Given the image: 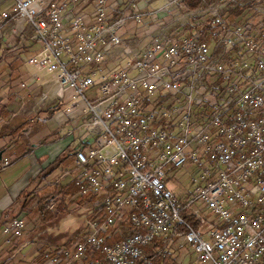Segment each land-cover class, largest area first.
Here are the masks:
<instances>
[{"label":"built area","instance_id":"1","mask_svg":"<svg viewBox=\"0 0 264 264\" xmlns=\"http://www.w3.org/2000/svg\"><path fill=\"white\" fill-rule=\"evenodd\" d=\"M87 2L0 0V34L12 28L20 40L28 25L39 49L22 59L71 92L67 114L76 100L84 112L73 183L76 204L88 201L87 225L71 246L45 250L44 264H152L175 241L196 264H264V36L247 24L215 30L226 52H238L226 59L198 34L153 39L97 76L92 66L143 15L120 11L117 0L86 11ZM172 169L189 170L184 199L169 187ZM25 229L16 217L2 233L18 239Z\"/></svg>","mask_w":264,"mask_h":264},{"label":"crops","instance_id":"2","mask_svg":"<svg viewBox=\"0 0 264 264\" xmlns=\"http://www.w3.org/2000/svg\"><path fill=\"white\" fill-rule=\"evenodd\" d=\"M93 2L88 0L83 6L84 10L90 11ZM117 2L120 11L128 12H132L133 7L143 11L148 5L145 0L136 3L130 0L126 6L123 0ZM143 13L149 16L148 12ZM125 28L130 26L127 24ZM38 49L39 44L35 42L29 52L13 58L11 64L17 66L14 72H20L14 76V81L5 84V94L1 92L0 96L2 99L4 97L2 104L12 100L6 107L12 111L11 115L7 119H0V160H9L6 168L0 165V264H44L43 258L39 257L42 251L59 249L70 239L79 236L81 231L70 234L73 236L71 238L64 229L56 227L66 214L52 222H43L39 215L41 199H60L64 194L67 197L75 191L74 175L70 170L75 167L74 150L81 137L80 124L84 112L80 100H76V110L66 113L68 119L72 120L71 127L78 128V131H74L75 136L67 135L69 128L64 129L62 122L55 121L56 117L48 110L52 107L50 105L58 102L62 104L61 108H68L71 92L58 90L53 75L22 59L21 56L29 57ZM29 112L44 114V117L29 121L23 116ZM69 133L73 134L71 131ZM12 142H17L15 148ZM4 149L8 153L7 157L2 153ZM21 152L26 153L15 157V153ZM76 207L73 206L72 213L82 209L81 205ZM30 213L36 214L34 221L40 225L38 228L33 230V226L30 228L26 225L23 235L18 239L4 236L2 230L6 223Z\"/></svg>","mask_w":264,"mask_h":264},{"label":"rangeland","instance_id":"3","mask_svg":"<svg viewBox=\"0 0 264 264\" xmlns=\"http://www.w3.org/2000/svg\"><path fill=\"white\" fill-rule=\"evenodd\" d=\"M138 1L133 0V3ZM129 2L130 0H123L125 6ZM145 2L148 3L146 9H144L145 11L139 10V12L141 14L148 12L149 16L147 14L146 16L143 15L140 23L134 20L129 21L128 26L130 28L122 30L120 46L116 47L106 56V59L99 68L92 66L90 71H95L97 76L107 77L113 71L121 69L129 60L138 58L149 47L151 40L197 34L204 27L220 30L221 28H233L236 25L247 24L251 26L252 34L260 31V34L264 36V0H145ZM242 9H245L243 16H239L234 21H231L232 18L229 17V14L233 10L240 11ZM12 35V28H3L0 34V96L1 92L5 94V89H7L5 84L8 81L9 74L14 77L20 72L18 69L17 73L14 70L12 72L9 70V65L13 62V58H19L21 54L29 52L32 44H35L33 31L28 25L24 28V33L20 40ZM211 43L210 48L215 58L226 59L234 57L238 53L235 50L233 52H226L218 43L217 36L211 38ZM126 50L131 53L126 55ZM11 66L14 69L17 67L13 63ZM86 97L90 98V93H86ZM2 100H4V97L3 99L0 97V102ZM50 106L52 107H49L48 110L56 117L55 121L57 123L62 122L64 129L69 128L67 135L75 136L74 131H78V128L71 127L72 120L68 119L66 108H61L62 104L58 102H54ZM23 116H25V119L31 121L37 117L43 119L44 114L40 115L39 113L29 112L24 113ZM70 131L73 134H70ZM2 153L5 157L8 156V153H5V149ZM74 168L70 172L73 171L72 173L75 176L76 168ZM188 171L186 169H172L169 172V175L173 177L169 182V187L181 199H184V196L191 190L187 177ZM76 198L77 190L75 188V191L65 198V204L67 206L70 204L68 209L71 210L73 206L76 207ZM86 202L83 201L81 203L82 209L78 210V212H70L63 216L56 227L64 229L69 235L82 230L87 225L88 219L86 216L87 210L83 207ZM35 215L30 213L28 216L23 217L26 225H29L30 228L33 226V230L40 226L35 224ZM125 234V228L116 230L118 239H121ZM75 239L74 237L70 240L73 241ZM165 250L167 264H196L195 254H192L191 249L187 245L179 248L175 241L170 246H167Z\"/></svg>","mask_w":264,"mask_h":264},{"label":"trees","instance_id":"4","mask_svg":"<svg viewBox=\"0 0 264 264\" xmlns=\"http://www.w3.org/2000/svg\"><path fill=\"white\" fill-rule=\"evenodd\" d=\"M244 10L245 9H242L240 11H236V10H233L232 13H230L229 17L232 18L231 21H234L235 18L239 17V16H243L244 14ZM114 16H118V13H115ZM199 36H200V39L201 40H204L206 42H211V38L214 36L215 37V28H207V27H204L203 30H201L200 32L197 33ZM192 35V34H191ZM212 35V37H211ZM12 64L9 65V70L12 72L14 70V68L11 66ZM15 77H13L11 74L9 75V78H8V81L7 83H11L12 81H14ZM12 100L10 99L8 101V104L11 103ZM7 103H4L2 104V102H0V119H7L12 111L10 110H7V106H8ZM3 106V107H2ZM2 107V108H1ZM24 132V129L21 130V133ZM50 139L49 138H46L44 141H48ZM16 143L17 142H12V145H14L13 147L15 148L16 147ZM30 149H27V151H29ZM26 152H21V153H15L16 156L15 157H19L20 155H23L25 154ZM65 198H66V195L64 194L62 196V198L60 199H56V204H55V207L52 209V210H46V208L44 207V205L48 202V198L46 199H41L40 201V207H39V215L40 217H42V221L43 222H52V221H55L57 220L60 215L62 214H68L71 212V210L68 209V206L67 204H65ZM85 204H88V201L85 203ZM78 205V204H77ZM194 225L196 226L197 223H194ZM76 239L73 240V241H68L65 245V247H69L71 246L75 241H77L79 239V236H76L75 237ZM160 247V244H157L155 243L154 245L148 247L146 250L147 251H155L156 249H158ZM44 251L41 252V254L39 255V257L41 256L42 257V254H43ZM167 255V254H166ZM162 263H165L167 264V259L161 257V256H157L154 260H153V263L152 264H162Z\"/></svg>","mask_w":264,"mask_h":264}]
</instances>
